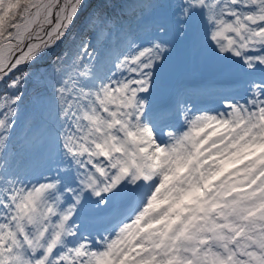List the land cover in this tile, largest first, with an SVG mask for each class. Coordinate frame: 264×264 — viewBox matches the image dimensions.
Masks as SVG:
<instances>
[{
  "label": "snow or ice",
  "instance_id": "obj_1",
  "mask_svg": "<svg viewBox=\"0 0 264 264\" xmlns=\"http://www.w3.org/2000/svg\"><path fill=\"white\" fill-rule=\"evenodd\" d=\"M0 264H264V0H0Z\"/></svg>",
  "mask_w": 264,
  "mask_h": 264
}]
</instances>
